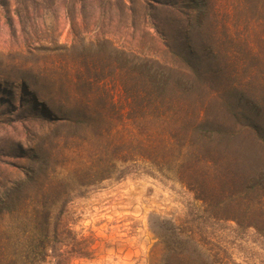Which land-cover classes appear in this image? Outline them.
I'll use <instances>...</instances> for the list:
<instances>
[{"label":"rangeland","instance_id":"obj_1","mask_svg":"<svg viewBox=\"0 0 264 264\" xmlns=\"http://www.w3.org/2000/svg\"><path fill=\"white\" fill-rule=\"evenodd\" d=\"M231 9L230 0H0V247L17 264L20 253H32L31 264H148L160 241L193 264H264V137L208 144L253 186L217 217L167 173L111 165L118 123L102 116L137 105L127 96L149 80L203 101L193 70H217L215 52L244 58ZM216 10L219 26L236 28L233 45L209 37ZM257 96L254 106L237 90L231 102L264 125ZM134 122L127 130L144 125ZM173 226L194 232L208 257L177 243ZM163 262L180 263L170 252Z\"/></svg>","mask_w":264,"mask_h":264},{"label":"trees","instance_id":"obj_2","mask_svg":"<svg viewBox=\"0 0 264 264\" xmlns=\"http://www.w3.org/2000/svg\"><path fill=\"white\" fill-rule=\"evenodd\" d=\"M230 5L233 12H227L228 17L232 19L234 13L239 17L237 25L240 35L237 38L244 44V58L235 61L232 60L231 53L227 58L228 52L225 51L223 58L220 57V52L219 55L215 52V61L219 64L217 70L203 71L199 67L198 70H193L200 87L207 89L203 101L189 102L186 96L182 97L183 92L168 94L165 88L157 90L149 80L147 83L150 86L145 91L127 96L131 98L130 101L137 102V105H127L128 110L117 109L112 105L114 107L109 111L110 114L106 109L102 110L103 118L114 119L118 123L113 129L115 133L111 131L107 139L108 148L112 152V164H108H121L123 168L127 166L125 168L132 169L138 163H143L165 178L169 174L192 192L207 212L213 210L217 217L230 208L234 210L230 206H235L240 201L236 194L239 191L247 192L253 186L243 184L237 169H227V163L222 157L213 154L208 144L214 137L231 139L245 135L255 142L264 137V125L259 116L253 118L231 102V93L238 90L242 93V99L249 98L254 106L258 103L254 102V98L261 96L259 101L264 105V0H230ZM212 16L214 23L210 26L211 31L207 29L211 40L218 42L224 39L226 43L233 45L237 38L232 21H227L221 27L219 11H214ZM219 28L224 29V32ZM216 80H219L216 89H211ZM229 90L232 92L226 94ZM185 95L188 97L190 93ZM211 101L216 105L218 117L216 116L215 123L210 122L208 116ZM138 120L143 121L141 128L139 124H135L134 130H127L128 122L135 123ZM198 138L200 150L195 152L194 145ZM223 217L230 219L226 215ZM171 230L177 243H186L192 246L191 250L194 248L203 257H208L194 232L184 231L177 226H173ZM162 243L164 242L160 241L150 251L148 264H163L165 252H170L171 257L178 260L179 264H193L188 254H182L174 247L170 250L161 248ZM29 244H33V241H29ZM41 247L42 258L46 259L45 244ZM31 255L32 253H20L19 257L23 264H31L30 261L36 259ZM16 258V255L6 254L0 247V264H17Z\"/></svg>","mask_w":264,"mask_h":264}]
</instances>
